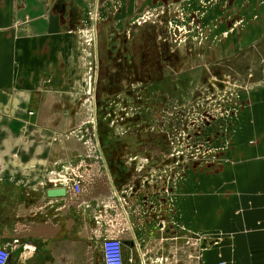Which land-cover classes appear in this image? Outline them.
<instances>
[{"label": "crops", "instance_id": "crops-1", "mask_svg": "<svg viewBox=\"0 0 264 264\" xmlns=\"http://www.w3.org/2000/svg\"><path fill=\"white\" fill-rule=\"evenodd\" d=\"M158 6L167 19L204 16L211 40L199 57L183 48L176 66L188 73L190 95L207 88L208 103L222 102L229 93L209 86L229 80L226 63L257 50L264 0H0V247L8 264H105L104 241L115 236L123 264H264V86L243 103L237 95L233 108L211 103L195 113L207 117L190 126L192 153L202 157L185 163L164 156L162 143L114 141L98 126L116 65L97 54L121 45L128 20ZM94 13L109 21L87 27ZM198 81L206 85L196 89ZM82 168L100 176L90 192L73 202L49 195Z\"/></svg>", "mask_w": 264, "mask_h": 264}, {"label": "flooded vegetation", "instance_id": "flooded-vegetation-1", "mask_svg": "<svg viewBox=\"0 0 264 264\" xmlns=\"http://www.w3.org/2000/svg\"><path fill=\"white\" fill-rule=\"evenodd\" d=\"M161 31H163V29L147 26L143 28L139 34L135 35L136 41L135 43H131L130 48L128 47V35L126 34L125 36H120L121 38L123 37L121 45L117 46L113 42L111 48H109L107 52L104 51L105 49L99 50L97 54L99 60H103L101 54L107 55L106 63L112 62L116 65L114 66L115 70L109 73V77H106L108 89L104 92V95L108 94V97H112L113 99L104 101L105 105L103 104V106H101L104 110L103 116L116 115L118 113L116 109L118 105H116L114 100L122 97L124 102L128 101L130 92H133L134 97L132 103H141L138 97L148 102L152 95H158V99H160L169 94V96L174 95L181 99L184 98L188 100V104L184 105L183 100L178 98L175 100V106L169 108L165 114L163 112L164 109L159 112L157 122L154 125L150 124L149 120H146L144 111H142L141 115L143 121L139 129L131 128L128 130L115 119H113L112 122L105 123L99 118L97 122L99 128L100 123L106 125L107 131L112 134V139L114 141L122 139L129 141L142 140V142L145 143L144 145H147L149 142L162 143L164 145L162 148L164 156H170L174 162L185 163L188 162L191 157H202V155L198 153L192 154L188 146L189 143H187V141H190V120L192 116L195 113L202 112V110H207L208 105L211 103L216 110L219 109L220 105L217 101H210L208 103V98L206 99V97L214 92L211 89H201L197 93L190 95L191 90H189L190 81L187 77L188 73L187 71L182 73L178 72L176 66L177 62L175 59L179 57V53L182 52V49H179L180 47H178V45L175 49L173 46H170L169 43L160 42L159 37L162 39V36H164ZM188 49L193 51L191 48L187 47V52L189 51ZM128 56H130L131 65H133L130 68L125 61V57ZM118 57L119 59H117ZM129 70L133 73L131 76L128 75ZM202 79L205 80V78ZM138 81L141 83V89L136 90L137 87L129 89V82ZM118 82H122L124 86L119 92L116 88ZM178 86L181 87L180 90ZM107 87L98 88L97 91L102 94L103 89ZM158 99L154 102L155 107L151 108L153 112H155L159 104L161 105V99ZM170 99V97H167V101H170ZM149 112L150 109L147 110V113ZM110 123H112L113 126H111ZM120 126L125 128L122 135L116 132V129ZM173 148L175 151H173ZM127 155H123L122 158H125Z\"/></svg>", "mask_w": 264, "mask_h": 264}, {"label": "rangeland", "instance_id": "rangeland-1", "mask_svg": "<svg viewBox=\"0 0 264 264\" xmlns=\"http://www.w3.org/2000/svg\"><path fill=\"white\" fill-rule=\"evenodd\" d=\"M182 11V10H181ZM157 12V13H156ZM167 12H163V10L161 11V9H159L158 7H154L152 9H148V11L144 12L143 14L139 15V16H134L133 18L128 20V47L130 48L131 43H135L136 38L135 35L139 34L140 31L143 28H146L147 26H151V27H156V28H160V26H162L163 28L168 27L170 29V32H167V36L164 35L163 31H161L162 35V39H160L159 37V41L162 43H166V44H170V46H173L176 49V46L178 45V47H180L179 49L186 48V46H188L189 48H192L193 46V52L196 56L199 57V55L201 54V47L205 48V45L208 44V42L211 40V36L207 35V32L205 31V23H204V16L200 15V12L198 11L197 13H195V15H193L191 18L187 17L188 14L187 12H183L181 13H172V17L171 18H166L164 16L161 15H165L166 16ZM186 13V14H184ZM93 18L91 21L88 22V24H86V26L90 27H94L95 23H104L109 21L107 17H104V15L98 14L96 15V13H94L92 15ZM90 18V19H91ZM165 18V20H163ZM164 22V24L161 22V20ZM243 23L241 25H239L238 23L234 24V26L231 29V34H233L234 36H237V31L240 28V26L242 25H246V19H242ZM253 20H249V23H251ZM260 21V20H259ZM258 21V22H259ZM108 25L112 26V23H109ZM247 28V27H246ZM162 30V28H160ZM255 30L256 28L254 27V25L250 26V31L251 30ZM254 31V34H255ZM92 33V30L90 31V34ZM87 36L88 40L90 42L92 36ZM229 34V32H228ZM85 36V34H83ZM231 35V36H233ZM176 36V38H175ZM230 37V36H228ZM238 37V36H237ZM255 37L257 38V50H249V52L247 51H242L239 56L240 58L243 57V59L239 60V61H233L231 60L230 62L226 63L225 67H229L228 69L226 68V77H229L228 81L226 80H220V83L214 84V78L211 79L212 81H214L212 83V86L210 84L209 88L214 89H219L221 91H225L228 92L229 94H226V98L224 100H227L229 98L228 101H222V102H218L219 105L223 106V108H233L234 105H236V102L239 100H241V102L243 103V99L242 96L244 93H248L251 90H254V88H262V86H264V67L260 65V63L258 64V62L256 61L257 59H262L261 64L263 65L264 62V42H263V38L264 36L258 38L257 35L253 36V40L255 41ZM86 38V37H85ZM143 38V35H142ZM98 40V38H97ZM187 49V48H186ZM197 49V50H196ZM189 50V49H188ZM189 53H191L192 51H188ZM184 53L186 52H180L179 53V57H184ZM238 56V57H239ZM244 56H248V58H250V62H253L252 68L250 70L247 69V65L244 64V60L246 59ZM128 57H125V61L127 62L129 68L132 67L133 65H131V59ZM195 57V56H194ZM130 63V64H129ZM92 66H90L88 68V73H89V69H91ZM203 70V69H202ZM204 72L202 73L203 75H205L206 71L203 70ZM88 73H87V77H88ZM236 73V76H235ZM133 73L129 70L128 75H132ZM235 76V77H234ZM86 77V78H87ZM226 81V82H225ZM139 82V81H138ZM129 82V89H133L134 87H137L136 90L141 89V83L139 82ZM200 81L195 82L194 86H197L196 89H201L200 87L202 85H206L204 83H200ZM214 85L216 87H214ZM179 87V86H178ZM181 89V87H179V90ZM234 95V97L231 95ZM227 95H229L230 97H228ZM239 96V99L236 100V96ZM129 100L128 101H123L122 97L115 99L114 102H116V105H118V107H116L118 113L114 116L111 115H106V116H100L101 121L103 122H112L113 119H115L116 121H118L121 125L123 124L128 130L131 128H140L141 124H142V115L141 112L144 111L145 114V118L146 120H149L150 124H155L157 122V116L159 114L160 111H162L165 114V112H167L169 110V108H172L173 106H175V100H177L178 96H174V95H170L167 94L165 97H162L160 99H158V95H152L149 98V101L147 102L145 99L138 97L141 101V103H135L133 101L134 97H133V92L129 93ZM167 97H170V101H167ZM158 99L160 100L161 105L159 104V106H157V108L155 109V112H153L151 110V108L155 107L154 106V102L155 100ZM181 99V98H180ZM183 100L184 105L188 104V100H185L184 98L181 99ZM179 101V100H178ZM243 106V104L241 105ZM110 107V106H109ZM115 107V106H114ZM161 108V109H160ZM150 109V112L147 113V110ZM160 109V110H159ZM206 110V109H205ZM205 113V112H204ZM203 114L197 115V116H192V119L190 120L191 124H195L200 122L203 118H207ZM105 117V119H104ZM89 118V115H88ZM204 119V120H205ZM167 170V168L165 167V169L163 168V171Z\"/></svg>", "mask_w": 264, "mask_h": 264}, {"label": "built area", "instance_id": "built-area-1", "mask_svg": "<svg viewBox=\"0 0 264 264\" xmlns=\"http://www.w3.org/2000/svg\"><path fill=\"white\" fill-rule=\"evenodd\" d=\"M167 32H170L168 27L165 28L164 35L167 36ZM176 38V36H175ZM188 146L192 152L191 141H187ZM173 147V146H172ZM173 151L174 148H173ZM201 154V151L198 150L195 154ZM175 154V153H174ZM193 154V153H192ZM195 157V156H194ZM100 176L97 173L92 172L87 168L77 169L71 173V175L64 179V198L70 202L75 201L81 195L90 192L95 185L99 182ZM123 203H127L126 199L123 200ZM119 209V207H116ZM121 208V207H120ZM116 228L117 233H123L124 227L118 226ZM10 260V251L7 246L0 247V264H8ZM104 263L105 264H123V255H122V242L118 236L109 237L104 241ZM164 264V262L162 263Z\"/></svg>", "mask_w": 264, "mask_h": 264}, {"label": "water", "instance_id": "water-1", "mask_svg": "<svg viewBox=\"0 0 264 264\" xmlns=\"http://www.w3.org/2000/svg\"><path fill=\"white\" fill-rule=\"evenodd\" d=\"M65 190L64 189H61V190H54V191H51L49 192V195L51 197H64L65 196Z\"/></svg>", "mask_w": 264, "mask_h": 264}]
</instances>
